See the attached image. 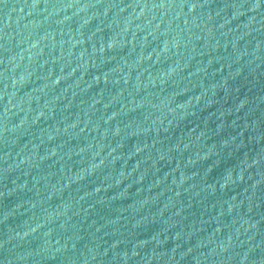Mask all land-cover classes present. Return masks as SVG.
Returning <instances> with one entry per match:
<instances>
[{
    "label": "water",
    "instance_id": "95a60500",
    "mask_svg": "<svg viewBox=\"0 0 264 264\" xmlns=\"http://www.w3.org/2000/svg\"><path fill=\"white\" fill-rule=\"evenodd\" d=\"M0 264H264V0H0Z\"/></svg>",
    "mask_w": 264,
    "mask_h": 264
}]
</instances>
